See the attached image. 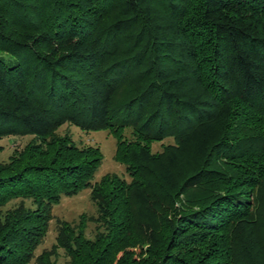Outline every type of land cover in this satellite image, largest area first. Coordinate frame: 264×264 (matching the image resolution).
Returning a JSON list of instances; mask_svg holds the SVG:
<instances>
[{
    "label": "trees",
    "instance_id": "trees-1",
    "mask_svg": "<svg viewBox=\"0 0 264 264\" xmlns=\"http://www.w3.org/2000/svg\"><path fill=\"white\" fill-rule=\"evenodd\" d=\"M63 124L112 133L128 179ZM8 136L31 138L0 160V264H52L83 189L68 264H264V0H0Z\"/></svg>",
    "mask_w": 264,
    "mask_h": 264
},
{
    "label": "rangeland",
    "instance_id": "rangeland-1",
    "mask_svg": "<svg viewBox=\"0 0 264 264\" xmlns=\"http://www.w3.org/2000/svg\"><path fill=\"white\" fill-rule=\"evenodd\" d=\"M258 126V124H255ZM55 132L59 135L67 133L73 142L79 146L93 145L100 149L102 161L95 173V179L98 180L106 173H116L127 177L124 171V165L115 160L116 138L108 130L85 131L71 124H63L58 127ZM124 136L128 139L132 138L128 129L124 130ZM31 136H8L0 139V160H7L16 148L22 147L30 140ZM171 139H164L162 142H154L151 144L153 151H159L161 144L170 143ZM264 182V181H263ZM261 192H264V185ZM260 192V193H261ZM264 199V198H263ZM263 208V207H262ZM264 213V208L261 209ZM97 213L96 205L90 198V189H83L73 196H63L60 201L53 207V218L50 220L46 235L41 244L36 249L35 256H39L44 251L49 256L52 264H68L70 257L65 250L57 245L56 235L59 224L66 221L72 226L79 223L80 217H92ZM85 235L89 238L95 236V223L87 221L84 228ZM29 264H35V259Z\"/></svg>",
    "mask_w": 264,
    "mask_h": 264
}]
</instances>
